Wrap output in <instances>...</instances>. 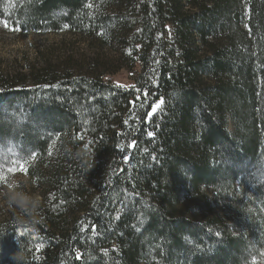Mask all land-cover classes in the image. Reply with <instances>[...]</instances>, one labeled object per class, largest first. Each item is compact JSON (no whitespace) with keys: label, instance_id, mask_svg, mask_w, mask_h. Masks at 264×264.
I'll list each match as a JSON object with an SVG mask.
<instances>
[{"label":"trees","instance_id":"trees-1","mask_svg":"<svg viewBox=\"0 0 264 264\" xmlns=\"http://www.w3.org/2000/svg\"><path fill=\"white\" fill-rule=\"evenodd\" d=\"M0 22L96 49L0 70V171L38 200L0 218V264H264V0H0Z\"/></svg>","mask_w":264,"mask_h":264},{"label":"rangeland","instance_id":"rangeland-1","mask_svg":"<svg viewBox=\"0 0 264 264\" xmlns=\"http://www.w3.org/2000/svg\"><path fill=\"white\" fill-rule=\"evenodd\" d=\"M95 50L96 49L89 46L82 37L77 35L70 33L61 35H21L7 27L6 24L0 22V70L2 72L23 70L28 64L35 61L40 52H42L46 58V56L62 55L64 52H76L89 55L90 53L93 54ZM111 79L116 84L125 87L133 85L132 76L126 71L121 72ZM228 125L229 131H232L231 124L229 123ZM11 150L10 148L7 153L12 154L13 150ZM0 177H3V179H0V218H3L6 214L18 208L15 205L9 206L7 202L8 196L12 193H19L18 190H27L30 192V185L26 171H21V168L11 176L3 174L0 171ZM13 180L18 182L14 188L12 184H10ZM8 189H11V192H8ZM6 192L7 195L5 194Z\"/></svg>","mask_w":264,"mask_h":264},{"label":"clouds","instance_id":"clouds-1","mask_svg":"<svg viewBox=\"0 0 264 264\" xmlns=\"http://www.w3.org/2000/svg\"><path fill=\"white\" fill-rule=\"evenodd\" d=\"M17 183V181L13 180L10 184H12L14 188ZM8 192H11V189H8ZM5 194L7 195V192ZM7 202L9 206L15 205L21 209L28 210L29 204H31V206L34 208L38 203V200H29L19 193H12L8 196Z\"/></svg>","mask_w":264,"mask_h":264},{"label":"snow or ice","instance_id":"snow-or-ice-1","mask_svg":"<svg viewBox=\"0 0 264 264\" xmlns=\"http://www.w3.org/2000/svg\"><path fill=\"white\" fill-rule=\"evenodd\" d=\"M159 108V104L153 105V112L156 111V109ZM149 136L152 135V133H148ZM16 169L15 168H9L8 171L9 172H14ZM21 171H26V169L24 167H21ZM0 179H3V177H0Z\"/></svg>","mask_w":264,"mask_h":264}]
</instances>
